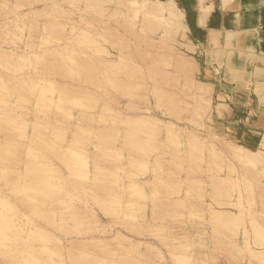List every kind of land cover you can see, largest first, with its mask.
<instances>
[{
	"label": "bare ground",
	"instance_id": "6f19581e",
	"mask_svg": "<svg viewBox=\"0 0 264 264\" xmlns=\"http://www.w3.org/2000/svg\"><path fill=\"white\" fill-rule=\"evenodd\" d=\"M183 13L176 0H0V264H161L164 254L190 264V226L180 237L172 216L209 219L213 247L224 242L245 264H264V219L252 207L264 196V128L249 126L264 127V114L221 82L214 104L194 61L150 52ZM173 32L190 42L186 27ZM131 45L150 60L133 59ZM144 64L155 103L124 115L119 98L143 95L134 74ZM189 67L194 75L178 87ZM234 101L246 111L242 131L205 122ZM189 103L191 115L180 114ZM254 134L253 147L232 139Z\"/></svg>",
	"mask_w": 264,
	"mask_h": 264
},
{
	"label": "crops",
	"instance_id": "0c3cea01",
	"mask_svg": "<svg viewBox=\"0 0 264 264\" xmlns=\"http://www.w3.org/2000/svg\"><path fill=\"white\" fill-rule=\"evenodd\" d=\"M176 2L184 12L190 40L198 44L193 55L198 60L201 74L213 83V103L221 82L244 98L240 104L243 108L249 99L264 114V0ZM205 7L207 11L203 13ZM213 31L217 32L214 41L211 38ZM238 104L235 101L228 104L234 109L230 113L222 110V114L218 115L214 110L213 118L222 123L238 124L237 120L243 121L246 112ZM242 127L236 126L238 130Z\"/></svg>",
	"mask_w": 264,
	"mask_h": 264
},
{
	"label": "rangeland",
	"instance_id": "374dc122",
	"mask_svg": "<svg viewBox=\"0 0 264 264\" xmlns=\"http://www.w3.org/2000/svg\"><path fill=\"white\" fill-rule=\"evenodd\" d=\"M43 1H46V0H43ZM60 5L62 6V7H64L65 9H66V11H69L70 12V14L71 15H73L72 16V18H74V19H77L78 17H77V13L78 12H80V11H78V10H76L75 9V5H71V6H68L67 4H66V1H61L60 2ZM113 5V4H112ZM75 10V12H73ZM78 11V12H77ZM79 14V13H78ZM86 15H88V14H86ZM179 23L176 21L175 22V24H174V26H173V28L176 26V24H179V26H184V27H186V29L188 30V27H187V24H186V22H185V20H184V13L182 14V16L179 18ZM110 25L111 26H113V27H115L114 25H115V23L114 22H112V21H110ZM114 24V25H113ZM173 28H172V31L169 33V36L166 38V37H164V38H162L163 40H160V42H158L157 43V41L156 42H154L153 40H151V41H149L148 43H150V47L148 46L147 48H151L150 49V52L151 53H159V51H162V52H165V53H168L169 55V57L170 58H180V57H183V56H185L186 57V59H188V60H191V61H194L195 62V64H193L195 67L193 68V70H195V68L197 69H199L200 67H199V64H197L198 62V60H197V58L193 55V52L196 50L195 49V47H196V45H198L196 42H193V41H191L190 40V42L189 41H181V38H178V34H177V32H173ZM149 30V29H148ZM147 30V31H148ZM158 31L159 30H157V31H154V30H151L150 32H146V36L148 35V37H156L157 35H158ZM149 33V34H148ZM124 35H125V33H124ZM143 36V35H142ZM177 36V37H176ZM134 37V38H133ZM141 37V36H140ZM130 38H132V41H135L136 40V37L133 35H131L130 36ZM135 39V40H134ZM166 41H165V40ZM179 39V40H178ZM131 40V39H130ZM176 40V41H175ZM153 41V42H152ZM163 41V42H162ZM181 41V42H180ZM152 42V43H151ZM175 42V43H174ZM177 42H179V43H177ZM184 42V43H183ZM153 43H155L156 45H157V47H155L156 45L155 44H153ZM186 43V44H185ZM189 45H188V44ZM127 45H130V43L128 42V43H126ZM151 44H153V45H151ZM160 45V46H159ZM162 45V46H161ZM186 45V46H185ZM190 46H192V47H190ZM132 49H131V48ZM143 47V46H142ZM119 48V47H118ZM124 48V47H123ZM126 48H130L131 50H133V52H135L134 54H132L131 55V57L133 58V59H137V60H139V59H141V61L139 60L138 62H140L141 64H143V63H145V62H147V61H149L150 60V58H147V57H145V59L143 58V57H141V55H140V53H139V51L140 50H138V49H136L135 48V46H133L132 47V45L131 46H129V47H126ZM125 48V49H126ZM144 48V47H143ZM189 48H191V49H189ZM112 49H114V48H112ZM130 49H128V50H130ZM115 50V49H114ZM127 50V49H126ZM112 51V50H111ZM188 53V54H187ZM137 55V57H135V56ZM187 55L189 56V57H187ZM190 55H191V57H190ZM135 62H137V61H135ZM85 65V64H84ZM159 66H162L163 64H158ZM158 65H156V66H158ZM190 69L189 70H187V69H184V70H187V72L185 71V73H183V71H181V74H184L185 76H183V75H181L180 74V77L181 78H179L178 76H177V78H179V84H177V86L178 87H180V85H181V83H183L184 81H183V79L185 80V78L186 79H188V81H190V79H191V76L190 75H194V74H190V72H193V70H191V67H189ZM139 71H140V75H139ZM139 71L138 72H136L137 73V75H139V77L138 76H136V73L134 74V80L135 79H138L137 81H139L140 80V82H142L143 84H144V87L143 88H141L139 91L143 94L142 96H140V98H136L135 99V101L134 102H130L129 104L127 103V100L126 99H124V98H119L120 99V104H119V106H120V108H122V114H126V115H129V114H133V113H136L137 111H138V109H140V108H142V107H144V106H149L151 103L152 104H154L155 103V98L153 97V96H151L150 94H149V85H151L152 83L150 82V79H149V77H148V75L146 74V67H145V64L144 65H140V67H139ZM145 72V73H144ZM86 73V72H85ZM143 73V74H142ZM187 73V74H186ZM142 74V75H141ZM146 75V76H145ZM186 75H187V77H186ZM83 76H86V74H83ZM142 76V79L140 78ZM137 77V78H136ZM184 77V78H183ZM186 82H187V80H185ZM186 82H184L183 84H185ZM178 83V82H177ZM176 86V87H177ZM177 87V88H178ZM181 87H182V85H181ZM110 90V89H109ZM178 90V89H177ZM181 94V97L185 100V101H187V102H191V97L189 96H187L185 93H182V92H180ZM145 94V95H144ZM147 95V96H146ZM109 96H111V98H115L116 96L113 94H111V95H109V94H107V96H105V97H109ZM126 100V101H125ZM100 101H103L102 99H100L99 100V102ZM191 104L189 103V106H188V108L187 109H185V110H183V111H181V113L180 114H182V115H191L190 113H191V106H190ZM121 106H123V107H121ZM161 107H164V105H162ZM161 107H159V108H157V107H155L154 109H155V111L154 112H156L155 114H157V115H160V114H162V112H163V114L162 115H165L164 113L165 112H167V111H164V110H162V112H161ZM159 111V112H158ZM213 115V114H212ZM213 117H208L206 120H205V118H203L202 120H201V122H203L204 120H205V122H208V123H210L214 128H216V130L217 131H221V125H220V123H222V122H220V120H216L215 118H213ZM240 126H244L242 123L241 124H239ZM191 127V126H190ZM218 127H220V128H218ZM264 127H261V126H259V125H254V126H251V130L253 131V133H257L258 131H260V130H262ZM234 130V132L233 133H237V131L235 130V129H233ZM239 131H242V130H239ZM234 137V138H233ZM232 137V139H234V140H238V141H241V143H244V144H247V145H251L252 147L253 146H255V144L257 143V141H258V135L257 134H254V135H252L251 136V139H250V141H243L242 139H240L239 137H238V135H234ZM160 153H162V155H163V151H165V150H163V149H160ZM168 158V157H167ZM167 160V159H166ZM184 164H187L189 161L188 160H186V161H182ZM234 162V164L237 166V169L239 170V171H242L243 169H244V166L242 167V165L240 166L239 165V163L237 164V162H235V161H233ZM190 163V162H189ZM228 163V162H227ZM221 164H222V162H221ZM230 165L232 166V163H230ZM222 166H223V164H222ZM187 168H189L188 167V165L186 166ZM225 167V166H224ZM187 168H185V171H188V172H191L190 170H187ZM177 169V168H176ZM225 169V168H224ZM226 173H224V174H227V173H229L228 172V170L226 169ZM197 175H198V177H201V179L203 178V179H205L206 178V175L204 174V172H197ZM260 179H264L263 177H260ZM253 180V179H252ZM211 184V183H210ZM211 185H212V187H211ZM211 185H208V188H209V191H208V193H213V190L214 189H212V191H211V188H213L214 187V183L213 184H211ZM211 191V192H210ZM253 196H255V195H253ZM194 200V199H193ZM192 200V201H193ZM200 202V201H198V200H196L195 199V201L194 202ZM255 205H253L252 207H253V209L254 210H256V209H258V210H261L260 211V215H259V217L261 218V219H264V196L263 197H260L259 196V193L256 195V198H255ZM187 203V202H186ZM189 204V203H188ZM195 204H197V203H195ZM199 206H200V203H199ZM189 207V206H188ZM188 207H186L185 209H187ZM257 207V208H256ZM201 211V213L203 214V216L205 217V212H204V210H200ZM158 213H160L159 211H158ZM186 215V214H185ZM187 216V215H186ZM207 216H208V214H207ZM178 217L179 216H175V218L173 219V216L171 217V220L168 222V226L169 227H172V226H174L175 227V234H177V235H179L180 237H182L183 238V236H185V235H189V231L187 230L188 229V226H190L189 227V229L191 230L190 232H192L191 233V235H189L187 238H186V241H187V243H189L190 244V247H191V250L189 251V256H190V259H191V262H190V264H245V262H247V259H246V257H244V258H241L238 254L239 253H236V252H234V251H229V252H227V246L224 244V242L223 243H220V244H216V247H213V245H212V241L210 240V234L212 233V224L209 222V219L208 220H204V219H198V218H192L191 216H188V217H181V218H184V219H186V221H184V219H178ZM104 219V221H106V218H102V220ZM178 219V220H177ZM245 219H247L246 217H245ZM205 222V223H204ZM245 225H247V227L249 228V226H248V224L246 223H244V224H242V227H244ZM116 228V227H115ZM194 228H195V230H194ZM193 230V231H192ZM197 230H200V231H197ZM241 231V229H239L238 231H237V234L235 235V237H234V239L236 240V244L237 243H239V238H240V234H239V232ZM246 238H247V241H250L251 242V230H249V231H247V235H246ZM154 242L156 241V240H153ZM156 244H158V246L159 247H161L162 248V250L165 252V248L163 249V247L161 246V245H159L160 244V241H156L155 242ZM233 244H235V243H233ZM251 245V244H250ZM229 248L231 247V245H229L228 246ZM165 257H166V259H165ZM163 261L161 262V264H166V261H167V263L168 264H170L169 263V259L167 258V256H165V254H164V257H163ZM231 261V262H230ZM153 264H158L159 262L156 260H152L151 261Z\"/></svg>",
	"mask_w": 264,
	"mask_h": 264
}]
</instances>
